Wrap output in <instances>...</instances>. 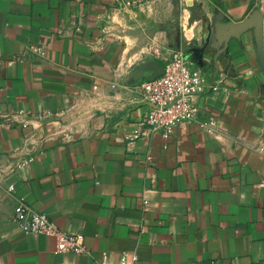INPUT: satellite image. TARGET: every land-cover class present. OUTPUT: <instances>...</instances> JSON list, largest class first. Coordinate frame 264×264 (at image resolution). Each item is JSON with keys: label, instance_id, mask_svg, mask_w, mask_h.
Segmentation results:
<instances>
[{"label": "crops", "instance_id": "obj_1", "mask_svg": "<svg viewBox=\"0 0 264 264\" xmlns=\"http://www.w3.org/2000/svg\"><path fill=\"white\" fill-rule=\"evenodd\" d=\"M191 1L194 35L110 15L159 0H0V264H264V0ZM178 51L206 77L200 118L125 140L151 106L114 81ZM21 198L89 254L22 232Z\"/></svg>", "mask_w": 264, "mask_h": 264}, {"label": "built area", "instance_id": "obj_2", "mask_svg": "<svg viewBox=\"0 0 264 264\" xmlns=\"http://www.w3.org/2000/svg\"><path fill=\"white\" fill-rule=\"evenodd\" d=\"M191 65L185 52H175L165 66L164 75L140 86L151 107L145 115L136 119L132 131L125 134V140L136 141L156 134L169 138L181 126L196 122L200 118L202 109L199 100L206 89L207 81L205 75ZM205 125L212 128L215 121L208 118ZM24 200L21 198L17 201L14 213V222L22 232L53 236L56 239V251L59 253L89 254L90 250L82 234L61 231L46 214L36 212ZM121 264H136V260L129 262L127 256H122Z\"/></svg>", "mask_w": 264, "mask_h": 264}, {"label": "rangeland", "instance_id": "obj_3", "mask_svg": "<svg viewBox=\"0 0 264 264\" xmlns=\"http://www.w3.org/2000/svg\"><path fill=\"white\" fill-rule=\"evenodd\" d=\"M209 1L210 0H204L203 2L207 4L211 3V1ZM203 2H199V5L202 6V4L200 3ZM133 12L137 13L136 17L138 19L143 18L151 21L154 18H158L164 22L162 23L164 25H173L175 23L178 25L180 30H182V28L184 30L185 28V33H188L189 35H194L196 33V28H191L190 26H188L190 23L194 22L197 19H204V21H208L210 19L208 17V14L205 13V9L203 8V6L197 9V7L195 8L194 1L191 0H189L188 2H186V0H183L181 2L179 0H159V2L149 4L148 8L142 11L140 9L134 8L133 6H123L121 8H115V11L110 15H112L113 18L119 21L122 19L128 20V17L131 16ZM182 20L185 24L184 27H182L181 25ZM123 78V76H117L116 81H114L115 84L113 85V92H136L139 90L138 87L146 82L145 78L140 79L130 76L127 81H125ZM88 109L90 108H88L86 104L83 105L78 103L72 108L69 113L74 115L80 113L86 114V111H88Z\"/></svg>", "mask_w": 264, "mask_h": 264}, {"label": "water", "instance_id": "obj_4", "mask_svg": "<svg viewBox=\"0 0 264 264\" xmlns=\"http://www.w3.org/2000/svg\"><path fill=\"white\" fill-rule=\"evenodd\" d=\"M153 70H154V73L153 74H136L137 76H133L134 78H145L146 80L145 81H153L155 80L156 78H159L161 77L162 75H164L165 73V68H162L160 67V65L158 63H153Z\"/></svg>", "mask_w": 264, "mask_h": 264}]
</instances>
